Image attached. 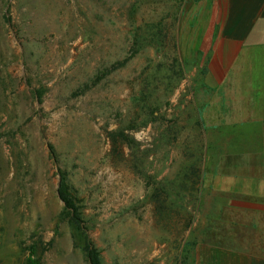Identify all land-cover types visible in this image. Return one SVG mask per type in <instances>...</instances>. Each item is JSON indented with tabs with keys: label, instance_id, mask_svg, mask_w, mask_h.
<instances>
[{
	"label": "rangeland",
	"instance_id": "rangeland-1",
	"mask_svg": "<svg viewBox=\"0 0 264 264\" xmlns=\"http://www.w3.org/2000/svg\"><path fill=\"white\" fill-rule=\"evenodd\" d=\"M195 1L0 0V264H88L85 236L102 264H197L208 227L227 243L257 140L194 73Z\"/></svg>",
	"mask_w": 264,
	"mask_h": 264
},
{
	"label": "crops",
	"instance_id": "crops-1",
	"mask_svg": "<svg viewBox=\"0 0 264 264\" xmlns=\"http://www.w3.org/2000/svg\"><path fill=\"white\" fill-rule=\"evenodd\" d=\"M187 14L200 57L194 73L214 80L215 93L236 97L238 124L257 140L247 166L231 175L241 184L226 185L240 212L227 219L228 241L198 246L197 264H264V0H197Z\"/></svg>",
	"mask_w": 264,
	"mask_h": 264
},
{
	"label": "trees",
	"instance_id": "trees-1",
	"mask_svg": "<svg viewBox=\"0 0 264 264\" xmlns=\"http://www.w3.org/2000/svg\"><path fill=\"white\" fill-rule=\"evenodd\" d=\"M122 65H124V62L119 63L120 67ZM200 184H201V180L199 176H197L196 178H193V180H191V184L189 188H187L186 190L193 191V189L195 190L199 189L198 187L200 186ZM196 191H199V190H196ZM57 193H58L59 199L64 204L63 215L65 216V218L71 221L72 223H74L79 229L82 230V226H81L82 220L80 218V213L78 212V208L76 206L78 195L75 189L72 187V185L69 182H67L64 174H60V182H59V186L57 189ZM190 224H192V218H190L187 221L185 225V229H187V227H189ZM209 231H210V227H208V229L206 228V230L204 231V235L201 237V239L194 238L193 240L184 244L183 252L187 254L190 253L197 244L214 245L210 238ZM216 244H219V243H216ZM83 250H84L86 259L88 261V264H102L100 253L96 250L93 243L88 239L87 236L84 237Z\"/></svg>",
	"mask_w": 264,
	"mask_h": 264
}]
</instances>
